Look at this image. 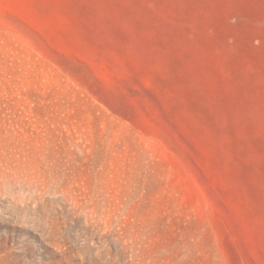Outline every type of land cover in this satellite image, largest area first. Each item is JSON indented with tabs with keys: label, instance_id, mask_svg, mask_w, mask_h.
<instances>
[{
	"label": "rangeland",
	"instance_id": "374dc122",
	"mask_svg": "<svg viewBox=\"0 0 264 264\" xmlns=\"http://www.w3.org/2000/svg\"><path fill=\"white\" fill-rule=\"evenodd\" d=\"M0 264H264V0H0Z\"/></svg>",
	"mask_w": 264,
	"mask_h": 264
}]
</instances>
